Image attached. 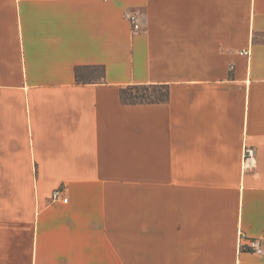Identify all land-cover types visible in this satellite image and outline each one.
I'll return each mask as SVG.
<instances>
[{"label": "crops", "instance_id": "1", "mask_svg": "<svg viewBox=\"0 0 264 264\" xmlns=\"http://www.w3.org/2000/svg\"><path fill=\"white\" fill-rule=\"evenodd\" d=\"M0 264H264V0H0Z\"/></svg>", "mask_w": 264, "mask_h": 264}, {"label": "trees", "instance_id": "2", "mask_svg": "<svg viewBox=\"0 0 264 264\" xmlns=\"http://www.w3.org/2000/svg\"><path fill=\"white\" fill-rule=\"evenodd\" d=\"M75 77L79 84L100 83L104 79V69L99 66L78 67ZM119 97L125 105L166 103L169 89L166 85H130L120 90Z\"/></svg>", "mask_w": 264, "mask_h": 264}, {"label": "built area", "instance_id": "3", "mask_svg": "<svg viewBox=\"0 0 264 264\" xmlns=\"http://www.w3.org/2000/svg\"><path fill=\"white\" fill-rule=\"evenodd\" d=\"M127 20L131 26V29L133 31H139L140 30V24L139 20L136 14H127ZM240 55L243 56H249V50H243L240 51ZM257 167V153L256 150L253 147H245L243 151V157H242V170L243 172H249L254 171ZM51 203H63L67 204L68 199L64 195V189L59 187L56 188L50 198ZM239 250L240 251H249L255 254H262V246L259 240L256 239H240L239 243Z\"/></svg>", "mask_w": 264, "mask_h": 264}]
</instances>
